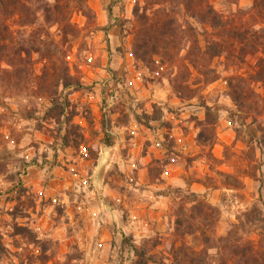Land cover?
Here are the masks:
<instances>
[{
  "label": "rangeland",
  "instance_id": "rangeland-1",
  "mask_svg": "<svg viewBox=\"0 0 264 264\" xmlns=\"http://www.w3.org/2000/svg\"><path fill=\"white\" fill-rule=\"evenodd\" d=\"M208 1L264 33L253 0ZM61 2L63 23L6 21L11 42L37 32L52 50L0 59V264H216L220 237L264 246V146L227 84L264 95V53L197 61L179 32L136 58L150 0ZM162 7L201 45L219 37L176 3L147 12Z\"/></svg>",
  "mask_w": 264,
  "mask_h": 264
},
{
  "label": "trees",
  "instance_id": "trees-1",
  "mask_svg": "<svg viewBox=\"0 0 264 264\" xmlns=\"http://www.w3.org/2000/svg\"><path fill=\"white\" fill-rule=\"evenodd\" d=\"M151 1L143 8L136 5L133 10V15L139 23V31L136 34L134 45L136 58L143 59L145 54L150 51L156 53L158 48L161 49V47L166 50L171 39L179 32H185L184 39L189 43L187 47L188 56L194 53L196 59L198 58L197 61H199V58L203 60L218 56L234 57L242 60L247 54L257 51L264 53V33L262 31L230 24L227 22V18L215 10L208 0ZM164 1L178 4L183 8L185 15L196 19L202 25H208L213 31H217L216 34L214 32H210V34L219 37L214 36L212 39L207 36L209 32L203 30L202 35L204 38L203 45H201L196 35V28L189 24L188 27L180 30V26L176 25V19L166 13L165 7L155 8L150 13L147 12L152 4H161ZM63 4L64 2L62 3L61 0H55L53 4H49L44 0H0V59L2 60L6 56L8 49L20 60H23V58L29 59L31 53L49 54V51L52 50L51 44L42 40L37 32H32L25 38L21 37L15 43L11 42L9 38L10 30L6 21L9 14H15L22 21L21 26H24L34 23L36 12L40 11L45 23H63L65 21L62 12ZM252 8L254 13L264 21V0H253ZM85 15L88 17L86 12ZM236 48L239 50L237 55L235 54ZM22 53L24 57L21 56ZM195 61L192 60V63H195ZM252 81H264V56L260 58L258 68L255 70V78H252ZM227 84L231 99L239 110L245 113H254L253 119L258 122L257 127L261 135L259 142L264 146V124L260 123L258 119V116L262 115L264 117V95L261 96L255 92L250 87L248 80L242 76H231L227 80ZM261 221H264V217L261 218ZM219 239L220 242H226L221 245L214 244V247L217 248L215 253V256H217L215 259L216 264H230L231 260H233L232 264H264V246L257 248L251 242L242 244L239 243L238 239L232 241L230 235ZM262 240H264V228ZM2 248L0 244V253L3 250Z\"/></svg>",
  "mask_w": 264,
  "mask_h": 264
}]
</instances>
